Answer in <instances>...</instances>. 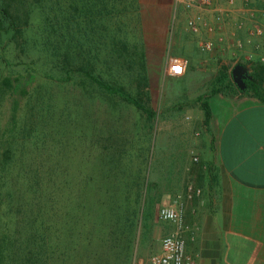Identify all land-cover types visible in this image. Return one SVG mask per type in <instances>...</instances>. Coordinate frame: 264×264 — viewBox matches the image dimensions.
<instances>
[{
    "label": "trees",
    "instance_id": "1",
    "mask_svg": "<svg viewBox=\"0 0 264 264\" xmlns=\"http://www.w3.org/2000/svg\"><path fill=\"white\" fill-rule=\"evenodd\" d=\"M136 2L0 0V107L6 104L8 110L6 122L0 125V264H71L84 259L93 241L99 245L98 251L118 248L125 258L130 254L136 229L150 201L142 188L134 193L124 187L117 188L122 183L127 185L124 179L128 180V176L122 181L114 176L112 171L119 164L115 160L106 162L98 156L96 171L84 181L81 179L85 187L77 189L69 198L61 194L59 201L55 200L56 195L52 197L44 191L47 183L59 176L68 184L66 172L57 175L55 162L43 164L39 167L41 172L33 175H17L14 169L18 167L15 144L27 120L32 126L26 111L32 110L41 86L75 88L97 104L101 101L109 107L130 105L147 122L152 121L154 112L147 92L144 47L141 41L128 39L120 22L129 13L126 5L132 10L137 7ZM36 9L40 18L31 33L30 23ZM99 55L109 71H123L131 76L127 87L114 77L107 80L95 73ZM21 59L29 62L23 64L28 68L24 74L6 71L11 62ZM236 64L229 71L220 67L209 95L196 98L203 123L210 118L209 99L217 94L240 92L264 104V65L249 66L251 80L244 81V89L240 91L231 79V70ZM25 162L20 160L19 168H24ZM107 165L113 170L104 178ZM103 184L108 188H99ZM16 186L20 190L25 187L32 195L27 203L22 200L29 208L16 202V194L12 196ZM32 210L38 212L39 223ZM50 217L59 220L60 236L54 242L49 237L52 234Z\"/></svg>",
    "mask_w": 264,
    "mask_h": 264
},
{
    "label": "crops",
    "instance_id": "2",
    "mask_svg": "<svg viewBox=\"0 0 264 264\" xmlns=\"http://www.w3.org/2000/svg\"><path fill=\"white\" fill-rule=\"evenodd\" d=\"M136 1V17L142 30L147 28L152 39L163 49L159 37L165 31L173 29L175 17L171 15L176 6L175 0ZM220 1L211 0V8L227 9L223 0ZM239 1L233 0L234 8ZM237 10L241 16H245L240 12V7ZM211 11L207 10L204 14L205 21L210 24L213 23ZM184 18L183 13V23ZM225 20L219 32L207 34L204 29H200L197 35H192L196 46L198 40L206 38L214 43L229 40L233 33L227 24L235 22ZM202 58L204 57L195 58L187 53L184 58L186 66H189L187 72L184 70L180 77H165L162 85L158 84L162 90L161 110L167 116L164 124V130L167 132L162 140L163 152L160 155L164 170L162 193L165 199L161 206L171 205L174 201L182 202L184 223L192 228V235H185L184 239L185 252L190 256L192 264H264V104L240 92L225 96L217 94L209 99L210 118L203 123L202 111L196 98L209 95L214 78L206 77V73L211 69L214 71L215 62ZM145 66L149 105L155 115L151 105L154 95L149 84L146 54ZM247 67L249 69V66ZM193 103L197 104V110L202 116L197 138L193 137L195 134L192 135V126L187 122L182 124L181 120L182 109L193 107ZM96 104L95 101L94 106ZM98 105L110 110L127 107L139 113L132 106L125 104L109 107L100 101ZM177 111L179 117L175 116ZM111 135L110 140L106 138L102 143L106 148L103 155L101 153L99 156L106 162L113 159L119 163L115 170L107 165L105 171L113 170L114 176L122 181L123 177L128 175H124L120 170V156L127 152L121 147L127 145L117 132ZM154 142L155 139L147 153L150 162ZM162 143L159 142L160 145ZM113 149L116 154H112ZM97 157L98 155L93 162L94 167ZM193 158L194 161L197 158L198 162L192 163ZM139 175L140 172H137L134 181L124 179L127 184L131 182V188H127L123 183L118 184L117 188L124 187L131 193L142 188L145 192L146 178ZM150 185L152 190H156L155 182ZM188 187L192 188L190 197ZM146 192L148 194V191ZM151 192L157 194L156 191ZM165 225L168 234L172 227ZM158 248L159 243L155 252L150 255L157 253ZM136 263L140 261L132 262Z\"/></svg>",
    "mask_w": 264,
    "mask_h": 264
},
{
    "label": "rangeland",
    "instance_id": "3",
    "mask_svg": "<svg viewBox=\"0 0 264 264\" xmlns=\"http://www.w3.org/2000/svg\"><path fill=\"white\" fill-rule=\"evenodd\" d=\"M232 3L234 5V2ZM223 4L228 7V0H223ZM263 6L264 1L262 2L261 0H251L248 5L254 11L259 10ZM238 7H242L240 1L235 6V9ZM137 9L138 7L130 10V6L127 4L126 10L129 13L125 14V17L120 22L122 23V30L127 32L128 39L130 41H141L145 48L149 84L155 98L151 102L152 108L156 113L153 121L147 122L142 114L127 107H117L114 110H110L106 107H100L98 104L94 106V101L91 98L83 96L75 88L50 89L41 86L35 96L32 110L26 111V117H31L32 126L28 124L27 120V124L23 125V134L15 144L16 160L18 162L20 160L26 161L24 168H19L18 162L16 163L18 167L14 169V173L17 175H33L36 171L41 172L39 167H42L43 164L46 165L49 161L56 163L57 175L59 173L62 175V172H66L68 184L64 182L66 180L60 179L59 176L55 179L53 178L52 181L47 183L48 186L44 187V191L48 195L51 194L52 197L56 195V201L62 200L61 194H67L69 198L77 189L85 187L81 183V179L84 181L87 176H92L96 171V166L94 167L95 164L93 163L94 159L101 153L103 155V150L105 152L106 147H103L102 143L105 142L106 138L110 140L112 133L116 134L117 132L119 137L125 141V145H127L121 147V149L127 150L123 156H120L122 158V163L120 164L122 173L128 175V180L130 181H134V178L137 177V172H140L139 176L143 175L146 178L144 183L147 184L146 191H148L150 203L148 204L149 207H146L148 210L144 209L143 218L136 229V238L127 258L124 257V252L122 250L119 251L118 248L110 252L106 250L103 252L98 251L99 245L93 241L84 259L75 260L71 264H132V262H142L151 253L155 252L160 239L167 233V226L156 219L157 209L165 201L162 193L164 188V170L160 155L163 152L162 140L167 132L164 130L167 116L161 110L162 90L158 87V84L162 85L163 79L168 77L164 74L163 69L165 58L168 56L186 58L187 53H190L195 58L204 57L202 59L213 60L215 62L213 65L214 71L211 69L209 73H206V77L212 79L220 67L229 69L234 63L251 67L258 64L257 57L264 51V42L255 41L254 44H258L256 49L253 46L244 44V39L250 26L256 25V20L257 23L260 22L256 17H252L255 22L250 24L246 17L241 16L239 13L237 22L227 24V26L230 25L229 28L233 33L229 40L214 43L213 48L208 52L199 51L193 36L184 28L183 12L179 6H174V9H172L171 16L175 17L173 29L165 31L159 37L162 40L161 46L163 47V49H160V44L152 39L148 32L149 30L145 27L142 30V26H140L136 17ZM36 10L37 12L35 11L36 13L33 14L30 23L31 33L37 27L40 18L39 10ZM224 22L220 25L214 24L215 32L221 30ZM31 33L28 32V35H31ZM236 41L241 44L239 47L233 46ZM103 59L99 55L98 63L95 65V73L107 80L114 77V79H118L120 83L127 87L131 81V76H127L123 71L115 72L114 69L109 71ZM18 61L11 62L6 67V71L24 74L28 68L27 65L23 64L28 61L24 59ZM160 61H162L161 64ZM188 67L187 64L185 73ZM192 105L193 107L188 109L181 108V120L182 124L187 122L192 126V135L195 134L193 137L197 138L200 133L199 127L202 116L200 111L198 112L197 110V104L193 103ZM175 113H178L175 116L178 115L177 117H179V111ZM7 117V105L4 104L0 107V125L6 122ZM154 139L153 155L150 162L149 157L147 159V153ZM159 142L162 144L160 145ZM112 154H116L114 149ZM193 162L197 163V158L196 161L192 160ZM40 174L42 175V173ZM106 174L107 172H105ZM104 178L108 177L105 176ZM44 182L46 183V180ZM151 182L157 184L156 190L151 189ZM130 184L131 182H128L126 187L131 188ZM99 188H108V186L103 184ZM151 191H156L157 194L154 195ZM13 193L12 196L16 194V198H14L16 202L20 201L22 203L23 200V203H27L32 197L29 192L25 191V187L20 190V187L16 186ZM23 203L21 205L24 208L30 207V205L25 206ZM59 204L62 206L63 202ZM140 206L142 210L144 207L143 203ZM54 207L56 208L57 205ZM32 212L39 223L38 212L34 210ZM49 219V221L46 220L50 222L48 224L51 226L52 231L49 237L54 242L60 236L58 233L59 220L55 217H50ZM107 257L108 259H106Z\"/></svg>",
    "mask_w": 264,
    "mask_h": 264
},
{
    "label": "built area",
    "instance_id": "4",
    "mask_svg": "<svg viewBox=\"0 0 264 264\" xmlns=\"http://www.w3.org/2000/svg\"><path fill=\"white\" fill-rule=\"evenodd\" d=\"M262 2L264 0H261ZM227 9L211 8V0H175V5L179 6L185 14L184 27L191 35H197L200 29H204L207 34L215 32V26L222 24L225 19L237 22L239 11L234 8L233 0H228ZM242 7L240 12L244 13L248 23L255 21L256 17L260 23L250 26L247 31L244 44L253 46L255 49L258 44L255 41L264 42V6L259 10H252L248 7L251 0H240ZM212 10V21L208 23L204 19L206 11ZM237 10V11H236ZM255 14V16H254ZM214 42L209 39H201L197 42V47L201 52H208L213 48ZM241 44L236 41L233 46L239 47ZM258 64L264 65V51L257 57ZM186 61L182 57L168 56L163 63L164 74L168 77H180L183 75ZM198 124V123H196ZM195 159L193 158V161ZM188 197L192 193V188H187ZM198 193L197 190H194ZM156 219L162 223L169 224L172 227L170 233L163 236L159 241L158 252L149 255L144 261L136 264H192V260L185 252V235H192V228L184 223L183 204L180 201H174L171 205L161 206L156 213Z\"/></svg>",
    "mask_w": 264,
    "mask_h": 264
},
{
    "label": "water",
    "instance_id": "5",
    "mask_svg": "<svg viewBox=\"0 0 264 264\" xmlns=\"http://www.w3.org/2000/svg\"><path fill=\"white\" fill-rule=\"evenodd\" d=\"M231 79L238 90H243L244 80H251L248 67L242 64H236L231 70Z\"/></svg>",
    "mask_w": 264,
    "mask_h": 264
},
{
    "label": "flooded vegetation",
    "instance_id": "6",
    "mask_svg": "<svg viewBox=\"0 0 264 264\" xmlns=\"http://www.w3.org/2000/svg\"><path fill=\"white\" fill-rule=\"evenodd\" d=\"M244 81H249V80H246V79H245Z\"/></svg>",
    "mask_w": 264,
    "mask_h": 264
}]
</instances>
